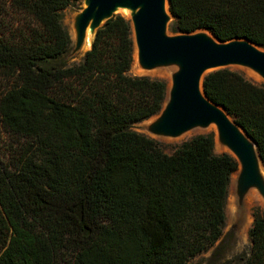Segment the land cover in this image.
<instances>
[{"label": "trees", "instance_id": "obj_1", "mask_svg": "<svg viewBox=\"0 0 264 264\" xmlns=\"http://www.w3.org/2000/svg\"><path fill=\"white\" fill-rule=\"evenodd\" d=\"M82 1L0 0V264H190L223 239L238 163L215 153L213 133L167 154L132 129L161 112L167 83L130 73L127 17L65 63L63 11ZM168 2L172 34L206 30L264 49V0ZM203 85L264 164V83L225 68ZM249 238L238 264H264L260 209Z\"/></svg>", "mask_w": 264, "mask_h": 264}, {"label": "water", "instance_id": "obj_2", "mask_svg": "<svg viewBox=\"0 0 264 264\" xmlns=\"http://www.w3.org/2000/svg\"><path fill=\"white\" fill-rule=\"evenodd\" d=\"M116 15L131 22L136 70L146 75L169 72L163 109L149 119L146 133L176 139L214 127L215 144L238 163L231 181L239 222L245 223L246 200L252 191L259 194L264 207V164L255 141L207 97L203 82L213 71L234 67L264 81V49L246 39L223 42L206 30L172 34L174 17L168 0H83V8L73 17L69 56L91 50L98 30Z\"/></svg>", "mask_w": 264, "mask_h": 264}, {"label": "rangeland", "instance_id": "obj_3", "mask_svg": "<svg viewBox=\"0 0 264 264\" xmlns=\"http://www.w3.org/2000/svg\"><path fill=\"white\" fill-rule=\"evenodd\" d=\"M82 8H83V1L75 6H70L63 11L62 23L67 28L70 35H72L73 32L72 31L73 17ZM85 53L86 51H82L78 55H73V56H69L68 54L63 59L67 65H72L81 62ZM233 69L241 72L248 80L256 84L264 83V81L260 77H256L255 75L249 73L244 69L236 68V67H234ZM162 72L167 73V77H168L169 74L168 71H162ZM130 73L133 75H146L136 70L134 63ZM147 76L151 78L163 80L167 83V86H169L168 78L161 76L159 73H153V75H147ZM148 122L149 119L141 123L134 124L132 126V129L139 133L147 134L145 130V125ZM213 132H214L213 129H209L208 132H203V131L190 132L187 135L176 139H171V138H160V139L155 138V139H157L161 143V147L165 153L173 154L184 142L191 140L195 136L206 135ZM222 150H223L222 148H220L215 144V153L221 154L227 152ZM233 177H235V174L233 175ZM246 204H247L248 216L245 223H240L241 221L238 218L234 193L232 189V181H231L227 202H226V222L223 228V239L220 242H218L215 247L211 248L208 252L203 253L198 257H196L195 259H193L190 262V264H238L241 258H244V256L250 252L251 241L249 238V230L254 221V212L257 209H260L262 212H264V207L262 206L261 203L250 206L248 205L247 200H246ZM216 251H218V253L215 255Z\"/></svg>", "mask_w": 264, "mask_h": 264}, {"label": "bare ground", "instance_id": "obj_4", "mask_svg": "<svg viewBox=\"0 0 264 264\" xmlns=\"http://www.w3.org/2000/svg\"><path fill=\"white\" fill-rule=\"evenodd\" d=\"M123 13L126 15V12H123ZM156 73H159L163 77H167V73H164V72H156ZM212 129H214V127ZM223 150L227 151L226 149H223ZM247 203H248V205L252 206V205H257V204H260V203L262 204V200H261V197L259 196V194L256 191H252L250 193L249 197L247 198Z\"/></svg>", "mask_w": 264, "mask_h": 264}]
</instances>
